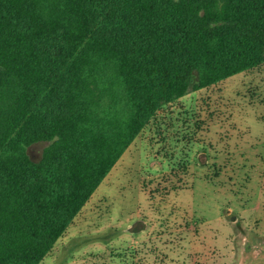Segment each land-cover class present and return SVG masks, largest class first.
<instances>
[{
	"label": "trees",
	"instance_id": "obj_1",
	"mask_svg": "<svg viewBox=\"0 0 264 264\" xmlns=\"http://www.w3.org/2000/svg\"><path fill=\"white\" fill-rule=\"evenodd\" d=\"M262 64L264 0H0V264H41L163 106Z\"/></svg>",
	"mask_w": 264,
	"mask_h": 264
},
{
	"label": "rangeland",
	"instance_id": "obj_2",
	"mask_svg": "<svg viewBox=\"0 0 264 264\" xmlns=\"http://www.w3.org/2000/svg\"><path fill=\"white\" fill-rule=\"evenodd\" d=\"M41 264H264V64L158 110Z\"/></svg>",
	"mask_w": 264,
	"mask_h": 264
}]
</instances>
